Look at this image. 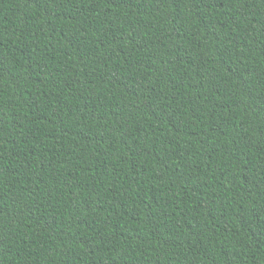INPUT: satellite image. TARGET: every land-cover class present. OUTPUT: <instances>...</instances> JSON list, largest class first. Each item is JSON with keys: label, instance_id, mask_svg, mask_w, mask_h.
Wrapping results in <instances>:
<instances>
[{"label": "trees", "instance_id": "1", "mask_svg": "<svg viewBox=\"0 0 264 264\" xmlns=\"http://www.w3.org/2000/svg\"><path fill=\"white\" fill-rule=\"evenodd\" d=\"M0 264H264V0H0Z\"/></svg>", "mask_w": 264, "mask_h": 264}]
</instances>
